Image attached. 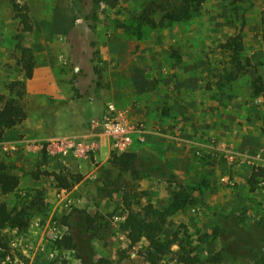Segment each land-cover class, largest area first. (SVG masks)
Returning a JSON list of instances; mask_svg holds the SVG:
<instances>
[{"label": "rangeland", "instance_id": "rangeland-1", "mask_svg": "<svg viewBox=\"0 0 264 264\" xmlns=\"http://www.w3.org/2000/svg\"><path fill=\"white\" fill-rule=\"evenodd\" d=\"M177 2L0 0L1 38L11 46L6 66L12 69L11 79L0 81V93L9 96V84L20 80L23 49L35 50L48 37L52 45L67 44L70 42L67 32L72 29L89 26L96 32L108 24L114 25L116 19L109 16L112 12L124 17L122 23L118 18L117 22L125 30L136 24L169 27L166 24L153 27L139 21L138 16L150 8V17L158 22L163 15L158 5ZM15 5L23 8L22 13L27 10L31 31H22ZM173 25L182 34L179 44L171 49L172 57H193L188 48L192 43L195 57L201 61L197 85L204 88L215 85L216 89L242 96L241 104L248 108L247 119L257 120L254 125L264 142V0H204L196 13ZM35 28L47 29L51 34L38 35ZM189 28L192 34H187ZM92 39L96 40V35ZM171 121L174 129L171 138L183 143L180 147L196 161L185 158L181 163L168 165L160 156L143 148L137 152L128 146L126 150L136 154L138 173L134 176L120 173L110 163V156L96 173L84 178L92 167L88 156L83 162L73 160L70 153L51 152L50 142L43 140L36 142L39 154L31 157V146L22 154L15 148L3 147L2 137L0 162L5 171L18 175L19 184L9 194L0 193V202H6L11 209L26 207L28 215L26 228L2 229L0 264L30 260L36 264H154L146 259L147 240L142 237L132 241L126 223L127 205L133 210L145 205L164 210L173 193L179 190L189 193L191 201L165 216L159 238L172 243L155 264H181L179 259L184 253L198 256L199 264H256L257 242L264 253V189L258 184L264 181V143L260 151L240 154L233 145L215 136L198 141L184 139L181 123ZM138 122L146 128L143 140L136 134L133 138L143 143L146 133L152 130L144 121ZM21 138L10 145L29 144L30 141L23 142ZM254 172L256 181L251 185L248 181ZM55 175L63 177L70 189L61 187ZM60 190L69 193V205L65 206L58 198ZM218 215L239 218L236 230L224 227ZM51 222L57 225L56 239L48 237L47 225ZM245 235L251 239L236 240L237 236Z\"/></svg>", "mask_w": 264, "mask_h": 264}, {"label": "crops", "instance_id": "crops-1", "mask_svg": "<svg viewBox=\"0 0 264 264\" xmlns=\"http://www.w3.org/2000/svg\"><path fill=\"white\" fill-rule=\"evenodd\" d=\"M109 16L116 19V24L96 32L89 26L72 29L67 32V44L52 45L48 37L46 43L31 50L32 75L19 77L25 82L26 117L19 125L5 130L3 147L24 154L31 146L30 156L36 157L40 150L36 142L49 141L51 152L64 144H74L77 151L69 153L80 162L88 156L92 167L84 178L92 176L109 161L112 148L102 128L92 127L90 121L113 105L126 114L129 122L144 121L152 130L146 133L143 143L133 138L129 148L137 152L143 148L168 165L181 163L185 158L195 160L180 147L183 143L171 138V120L181 123L184 139L198 141L215 136L233 145L240 154L261 150L263 135L254 125L256 119L248 121V108L241 104L242 96L216 89L215 85H197L201 61L195 57V46L188 45L193 57H172L171 49L179 44L182 34L178 27L149 28L136 24L125 30L117 22L118 18L122 23L123 16L113 12ZM2 32L0 28V38ZM35 33L51 34L38 28ZM192 33L189 28L187 34ZM129 35L137 39L127 38ZM4 42L1 38L0 81L11 79L12 74L6 66L11 46ZM212 83L215 84L213 80ZM19 137L23 142L30 141L29 144L11 146Z\"/></svg>", "mask_w": 264, "mask_h": 264}, {"label": "trees", "instance_id": "trees-1", "mask_svg": "<svg viewBox=\"0 0 264 264\" xmlns=\"http://www.w3.org/2000/svg\"><path fill=\"white\" fill-rule=\"evenodd\" d=\"M204 0H179L177 4H159L158 8L163 12L160 21H155L150 17L152 10L147 8L138 16L139 21L147 22L149 25L163 26L172 25L176 22L183 21L196 13ZM16 15L23 24L22 31H31L32 26L30 24V18L27 10L23 13V8L15 5ZM227 46L230 43L227 42ZM20 69L23 71L25 78H30L32 75V69L34 66V59L31 50L23 49L22 56L19 60ZM16 88L19 90L15 91ZM25 82L19 80L11 82L9 84V96H5L0 93V140L2 139L5 130L10 129L16 125H19L26 117L22 98L24 95ZM110 163L117 167L120 173L129 172L131 176L137 175L136 168V154L134 151L124 150L122 152L111 151ZM121 174V175H122ZM257 173L254 172L249 178V184L253 185L256 181ZM264 175V173H263ZM56 180L60 183L61 187L69 188V185L65 183L64 178L55 175ZM78 181V180H77ZM19 184V178L15 174H10L4 170L3 165L0 162V193L3 195L13 192ZM70 189V188H69ZM191 201V196L184 190H179L173 193L170 204L164 210L154 209L151 205H145L137 210L131 209L127 205V217L126 223L131 233L132 241H137L144 237L148 244L146 247V259L151 263H156L162 255H164L170 248L171 241H164L159 238V234L163 230L165 224V216L175 212ZM27 208L23 207L20 210L11 209L6 202H0V242L1 231L5 227H13L19 230L26 228L27 226ZM222 218L221 223L229 230H236L235 224L239 223V218L236 216H223L218 215V218ZM236 222V223H235ZM248 235L237 236L238 241H248ZM258 251L254 254L255 259L259 264H264V253L260 250V247L255 244ZM181 264H199V257L190 253L181 254ZM255 261V263L257 264Z\"/></svg>", "mask_w": 264, "mask_h": 264}, {"label": "built area", "instance_id": "built-area-1", "mask_svg": "<svg viewBox=\"0 0 264 264\" xmlns=\"http://www.w3.org/2000/svg\"><path fill=\"white\" fill-rule=\"evenodd\" d=\"M107 112L98 118L90 121L92 127H101L106 136L111 140V148L114 151H124L132 143L133 135L136 134L138 139L143 140L142 134L145 131V125L141 122H129L126 114L117 110L113 105L107 106ZM55 142V141H53ZM60 142V141H59ZM60 144V143H59ZM75 154L77 148L74 144H64L62 148H59L58 152L61 154H67L71 152ZM83 151V150H82ZM261 188L264 189V181L258 183ZM68 193V192H67ZM64 190H60L58 198L63 202L65 206L71 203V199L68 197ZM48 237L50 239H56L58 237L57 225L51 222L47 225ZM15 244H12L14 246ZM22 264H36L33 261H25Z\"/></svg>", "mask_w": 264, "mask_h": 264}]
</instances>
